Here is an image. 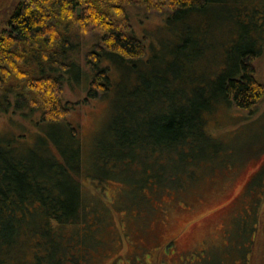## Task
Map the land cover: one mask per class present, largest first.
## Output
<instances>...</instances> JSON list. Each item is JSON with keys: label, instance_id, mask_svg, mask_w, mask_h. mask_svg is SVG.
I'll list each match as a JSON object with an SVG mask.
<instances>
[{"label": "trees", "instance_id": "obj_1", "mask_svg": "<svg viewBox=\"0 0 264 264\" xmlns=\"http://www.w3.org/2000/svg\"><path fill=\"white\" fill-rule=\"evenodd\" d=\"M212 7L221 13L220 41L226 42L223 35L232 40L240 27L246 47H235L231 62L228 59L217 71L213 64L218 55L211 64L205 57V68L200 65L194 73L200 80L194 85L191 80L193 88L186 94L174 83L189 79L187 66L193 60L189 46L183 40L173 45L177 62L172 75H156L149 70L150 52L147 55L146 45L134 34L129 9L144 8L168 21L188 23L199 38L207 39V13ZM91 25L96 41L84 54L91 70L86 71L81 41ZM263 52L264 0H15L0 31V112L14 110L24 117L40 113L39 122L55 126L65 138L60 142L63 149L55 140L58 153L48 150L45 139L40 140L41 154L17 153L0 145V264L11 251L18 255L12 264H60L62 243L76 245L78 230L83 235L90 228L85 206L91 205L77 178L82 168L78 131L63 122L79 103L64 101L65 83L88 79L86 103L97 99L100 91L109 95L111 75L118 70V84L125 90L113 103L107 125L110 142L100 147L103 163L138 159L141 168L146 164L152 170L157 186L176 189L182 184L181 173L187 174L188 186L195 184L199 179L193 180L194 168L200 167L201 157L213 156L209 152L201 156V145L222 146L208 130L213 112L221 106L254 112L264 100V84L253 67ZM133 75L138 77L134 83ZM208 75L212 77L202 82ZM253 186L264 187V170L249 188ZM94 207L91 222L98 220ZM90 230L83 236L91 237ZM26 250L32 258H26Z\"/></svg>", "mask_w": 264, "mask_h": 264}, {"label": "rangeland", "instance_id": "obj_2", "mask_svg": "<svg viewBox=\"0 0 264 264\" xmlns=\"http://www.w3.org/2000/svg\"><path fill=\"white\" fill-rule=\"evenodd\" d=\"M14 1L0 0V31ZM129 13L135 36L146 45L147 55L150 52L149 70L156 75H172L171 68L177 62L173 45L183 40L189 46L188 54L193 52V60L187 66L191 72L187 71L189 79L174 83L175 88L181 86L186 94L193 88L190 81L194 85V81L200 80L194 73L200 65L205 68L208 63L205 57L211 64L218 55L217 64H213L217 71L228 64V59L231 62L235 47H246L240 39V27L233 32L232 40L223 35L226 42L220 41L217 29L222 22L221 13L215 7L207 13V39L199 38L188 23L168 21L144 8H130ZM93 29L91 25L81 41V60L86 71H91L86 68L84 54L96 41ZM253 67L264 84V52L253 61ZM111 77L109 95L103 96L100 91L97 99L86 103L83 101L87 97L88 79L83 78L76 85L65 83L64 101L79 103L63 122L78 131L82 168L77 178L84 200L91 205L85 206L90 228L83 235L90 229L92 234L86 237L78 230L80 242L62 243L60 264H264V187L249 188L264 170V100L254 112L236 106L215 110L209 118L208 130L222 146L204 148L201 145V156L206 152L213 156L201 157L200 167L194 168L193 180H199L188 186L187 174L181 173L180 187H159L152 170L145 163L141 168L143 162L138 159L103 163L100 147L110 142L107 125L112 118L113 103L125 90L118 84L121 80L118 70ZM211 77L208 75L202 82ZM136 81L138 77L133 75L132 82ZM22 115L14 110L0 112V145L9 146L17 153L33 150L41 154L44 150L40 140L45 139L48 150L57 152L53 146L55 140L58 144L65 135L54 130L55 126L39 122L40 113L30 117ZM60 145L63 149L64 142ZM214 151L218 153L214 155ZM142 169L144 174L139 172ZM92 206L98 219L94 222H91ZM244 225L247 229L242 230ZM11 252L4 255L1 264L15 263L14 257L18 255L13 256ZM29 253H26L27 259L32 258Z\"/></svg>", "mask_w": 264, "mask_h": 264}, {"label": "water", "instance_id": "obj_3", "mask_svg": "<svg viewBox=\"0 0 264 264\" xmlns=\"http://www.w3.org/2000/svg\"><path fill=\"white\" fill-rule=\"evenodd\" d=\"M80 12V9H78V13Z\"/></svg>", "mask_w": 264, "mask_h": 264}]
</instances>
